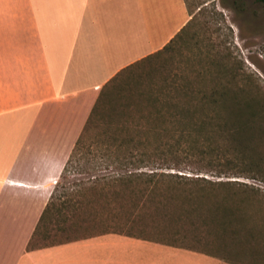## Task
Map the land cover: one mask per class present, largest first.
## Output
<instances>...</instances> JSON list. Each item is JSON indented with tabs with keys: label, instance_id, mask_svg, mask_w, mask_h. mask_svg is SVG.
I'll list each match as a JSON object with an SVG mask.
<instances>
[{
	"label": "crops",
	"instance_id": "1",
	"mask_svg": "<svg viewBox=\"0 0 264 264\" xmlns=\"http://www.w3.org/2000/svg\"><path fill=\"white\" fill-rule=\"evenodd\" d=\"M191 18L185 0H0V264H144L148 243L114 233L27 246L102 88Z\"/></svg>",
	"mask_w": 264,
	"mask_h": 264
},
{
	"label": "rangeland",
	"instance_id": "2",
	"mask_svg": "<svg viewBox=\"0 0 264 264\" xmlns=\"http://www.w3.org/2000/svg\"><path fill=\"white\" fill-rule=\"evenodd\" d=\"M185 2L192 18L169 46L120 72L100 91L104 95L55 185L51 209L33 236L29 248L57 246L103 233L106 226L102 223L111 213L107 214V209L100 208L105 206V201L97 205L89 200L91 197L95 199L99 193L114 199L113 188L101 183L93 185L87 180L108 172L102 170L109 163L107 155L111 149V138L118 136L120 126L126 120L168 117L170 114L176 117L191 116L196 120L210 118L214 123L210 141L213 147H219L222 157L220 164L225 159L239 164L240 150L228 139L229 131L223 129L217 132L215 125L224 121L228 128L241 127L239 134L243 144L249 148L248 158L251 159L244 169L250 171L238 170L242 172L232 175L197 168L201 170L193 172L184 165L179 170L166 171L264 188L263 178V181L252 178L257 170L264 177V5L259 0ZM213 91L219 95L216 98L220 106L217 117H201L200 113L196 116L180 112L176 114V109H170L168 114L160 109L163 104L193 108L201 102L212 100L210 94ZM204 110L210 111L209 106L206 105ZM248 124L252 127H245ZM192 150L198 156L200 149ZM113 170L123 171L119 166L113 167ZM118 188L123 186L119 185ZM217 191V201L214 202H220L221 209L205 199L196 198L191 203L190 209L199 217L197 219L193 213L186 221L195 222L196 227L151 230L131 223L111 230L116 232L114 234L148 243L145 246L144 264H193L174 263L165 258L166 253L178 250L190 253V256L199 254L212 257L215 259L212 260L213 264H264V242L250 244L243 237L233 240L228 234L230 229H224L219 224L221 210L226 206L229 207L228 211L238 210V215H246L249 224H261L260 220H264V202L250 199L241 204L238 198H233L224 207L222 190ZM201 200L203 203L200 204ZM123 201L127 203L126 199ZM177 203H181V200ZM206 210L211 211L209 215L204 214ZM96 214L98 217L93 221ZM204 223L208 226H201Z\"/></svg>",
	"mask_w": 264,
	"mask_h": 264
},
{
	"label": "trees",
	"instance_id": "3",
	"mask_svg": "<svg viewBox=\"0 0 264 264\" xmlns=\"http://www.w3.org/2000/svg\"><path fill=\"white\" fill-rule=\"evenodd\" d=\"M259 1L264 5V0ZM171 42L172 40L163 49L167 48ZM103 95V93H100L98 96L85 125L93 119L94 112ZM210 97L213 99L209 102H201L193 106V108H189V106L179 107L175 104H163L160 109L168 114L170 109H176V114L180 112L196 116L197 113H200L201 117H217L220 106L216 98L219 95L213 91ZM206 105L209 106L210 111L204 110ZM174 115L170 114L168 117H139L135 121L126 120L121 124L118 136L111 138L109 146L111 149L109 155H107L109 163L102 170L108 172L103 175H94L87 180L93 185L101 183L102 186L113 188L112 195L114 199L99 193V196L96 195L95 199L91 197L89 200L97 203V205H100L101 201H105V206L102 205L103 207L100 208L107 209V214L111 213L110 217L107 216L105 218L107 223H102L103 226H106L105 230L97 235L116 233L111 229L116 226H128L131 223L149 227L151 230L196 227L195 222L186 221L194 213V210L190 209L191 203L195 202L196 198H199L205 199V201H209L213 205H219L220 202H214V200L217 201V190H222L224 197H222L221 201L224 202V207L233 198H236V200L238 198V202L241 204L250 201V199L264 202V188L261 187L237 181H212L204 176L167 172L166 170L171 169L179 170L184 165L190 167L193 172L195 170L199 172V170L205 168L216 170L218 174L222 172L236 175L238 174L237 172H242L238 170H247L244 169V165L251 160L248 158L249 148L247 149L243 144L239 134L242 131L241 127L232 126L228 128L224 121H222V124L217 123L215 125L217 132L223 129L228 130V139L233 143V146L240 150H238L241 158L239 159V164H232L228 159H225L220 164L219 161L222 157H220L219 147H213L210 141V135L214 132L213 121L210 118L196 120L191 116L176 117ZM252 125L250 126L252 127ZM250 126L248 124L245 127ZM81 135L70 157L77 149ZM192 149H200L198 156ZM118 166L122 168V173L113 170V167L117 168ZM110 170L112 172H109ZM261 173L260 170H257L252 178L263 181L264 177ZM119 185H122L123 188L116 189ZM124 199L127 200V203L123 201ZM115 200L118 201L116 202ZM178 200H181V203H177ZM52 203L53 194L40 217L33 236L47 217ZM201 203H203L202 200ZM218 207L221 209L220 205ZM228 209L229 207L226 206L224 210H221L222 219L219 224L224 229H230L228 234L233 240L243 237L244 241L250 244L256 241L264 242V220H260L261 224L255 223L251 225L248 223V219L245 218L246 215H238V210L228 211ZM210 212V210H206L204 214L209 215ZM93 216L92 220L95 221L98 216L97 214ZM195 216L198 219L199 216L197 217L196 214ZM211 220H213V217ZM204 225L208 226L207 223L201 224V226ZM32 238L27 248L37 249L29 248ZM142 239L152 241L147 238Z\"/></svg>",
	"mask_w": 264,
	"mask_h": 264
}]
</instances>
